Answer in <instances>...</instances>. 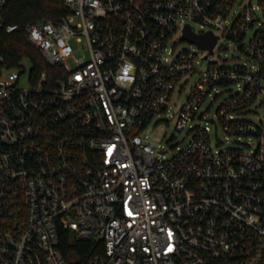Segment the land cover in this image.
Masks as SVG:
<instances>
[{
	"label": "built area",
	"instance_id": "obj_1",
	"mask_svg": "<svg viewBox=\"0 0 264 264\" xmlns=\"http://www.w3.org/2000/svg\"><path fill=\"white\" fill-rule=\"evenodd\" d=\"M61 2L23 29L47 69L20 87L0 64V264H264V0ZM186 26L252 68L197 69L174 49ZM195 72L170 114L185 144L154 150L143 131ZM212 127L253 142L220 148ZM64 231L91 243L80 262Z\"/></svg>",
	"mask_w": 264,
	"mask_h": 264
},
{
	"label": "rangeland",
	"instance_id": "obj_2",
	"mask_svg": "<svg viewBox=\"0 0 264 264\" xmlns=\"http://www.w3.org/2000/svg\"><path fill=\"white\" fill-rule=\"evenodd\" d=\"M192 28L196 31H204V29L200 28L198 24L193 23ZM223 43V40H220ZM226 45L218 46L214 48L212 51L208 49H198V46L194 43H189L187 41H179L175 46V51H179L180 49H192L197 52L195 66L197 69L203 71L207 66H238L245 67L247 69H251L253 66L252 61H250L247 56H245L241 50H239L232 41L225 40ZM76 55H80L82 52L80 50L74 52ZM220 54V56H218ZM207 55L206 59H203V56ZM216 60V62H212ZM31 68V62L27 59H24L20 62L18 67H14L16 71L20 73V78L18 85L20 87L29 86V71ZM199 74L198 72L193 73L189 76L188 80L182 84L179 83L171 100L169 102L170 109L169 114H161L159 116H155L149 123V125L143 131V135H146L149 143L152 145L154 150L156 151H168L173 150L176 145H183L186 142L184 138V131H178L175 128V121L170 116L171 113H174L178 110L179 106L185 101L187 94L190 89L193 88L196 81L198 80ZM228 95V92H223L218 95L214 101L211 102L210 106V114L212 115L215 109L219 106L221 101ZM209 101H207L208 104ZM259 116H262L264 110H259ZM254 120H258V117H252ZM215 131V132H214ZM211 144L214 145L215 142L218 143L220 148H233L240 147L242 143H252V139H248L246 137H241L237 139L235 136H230L225 134L221 128L217 127L216 129L212 127V131L210 133Z\"/></svg>",
	"mask_w": 264,
	"mask_h": 264
},
{
	"label": "trees",
	"instance_id": "obj_3",
	"mask_svg": "<svg viewBox=\"0 0 264 264\" xmlns=\"http://www.w3.org/2000/svg\"><path fill=\"white\" fill-rule=\"evenodd\" d=\"M61 0H9L4 9L6 23L17 24L18 29L7 34L0 31V64L14 68L27 59L31 62V78L42 69H47L38 51L30 45L24 36V26L37 18L57 19L65 13ZM90 242L73 240L67 232H62L60 247L66 257H77L80 262L89 252Z\"/></svg>",
	"mask_w": 264,
	"mask_h": 264
},
{
	"label": "water",
	"instance_id": "obj_4",
	"mask_svg": "<svg viewBox=\"0 0 264 264\" xmlns=\"http://www.w3.org/2000/svg\"><path fill=\"white\" fill-rule=\"evenodd\" d=\"M181 38L189 42H193L202 48L208 49L209 51H211L216 41V36L212 35V33L208 32L204 35H196L189 29L188 26L184 28Z\"/></svg>",
	"mask_w": 264,
	"mask_h": 264
}]
</instances>
